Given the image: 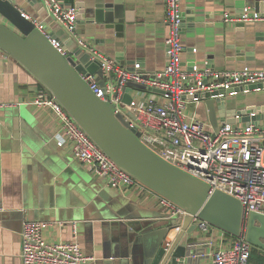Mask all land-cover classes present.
Returning <instances> with one entry per match:
<instances>
[{"label": "crops", "instance_id": "0c3cea01", "mask_svg": "<svg viewBox=\"0 0 264 264\" xmlns=\"http://www.w3.org/2000/svg\"><path fill=\"white\" fill-rule=\"evenodd\" d=\"M14 1L25 15L46 24L47 32L71 43L72 50L80 47L77 39L82 37L124 67L139 64L153 73L166 66L165 0H124L127 15L119 34L104 24L86 21L93 17L96 5L106 0H61L82 10L74 34L53 19L44 0ZM182 10L185 70L264 69V19L244 23L225 19L227 12L240 16L246 11L264 18V0H182ZM5 55L0 58V264H23L22 231L29 220L64 223L44 231L49 242L71 240L74 225L83 251L92 258L88 264H133L134 228L142 221L138 217L160 224L166 212L159 204L160 195L145 186L113 189L74 157L70 143L60 146L54 113L33 104L42 84ZM139 90L132 88L131 97ZM147 91L160 99L157 92ZM225 102L221 111L229 119L247 111L252 117L262 115L260 120L242 118L233 125L264 124V89L228 94ZM189 108L193 117L206 121L214 132L204 103L190 100ZM212 228L196 232L194 264H212L213 251L225 248L235 237ZM211 234L213 245L209 244Z\"/></svg>", "mask_w": 264, "mask_h": 264}, {"label": "built area", "instance_id": "2783aa9c", "mask_svg": "<svg viewBox=\"0 0 264 264\" xmlns=\"http://www.w3.org/2000/svg\"><path fill=\"white\" fill-rule=\"evenodd\" d=\"M44 1L53 19L74 34L78 8L66 6L61 0ZM165 3L169 35L166 39L168 61L164 69L149 73L139 64L133 68L124 67L115 58L98 51L79 37V46L91 54L92 61L101 63L102 70L101 78L98 74L81 72L80 75L100 99L115 105V114H122L130 127L140 132L141 141L158 155L207 182L211 192L220 190L239 200L245 216L250 212L264 214V124L225 123L215 133L208 129L206 121L193 117L189 108L190 100L198 101L189 97L205 90L224 88L231 89L230 94H237L241 87L264 84V69L217 71L207 67L185 70L182 64V0H165ZM225 19L232 23H244L264 18L259 13L246 11L240 16L227 12ZM33 21L64 56H69L60 42L41 27L40 22ZM5 54L0 49V58ZM206 79L213 82L205 84ZM128 82L144 85L147 90L161 91L157 92L160 99H153L147 90H139L131 103L125 102ZM33 104L54 113L59 125L58 144L70 143L74 157L85 164L94 176L116 190L144 186L106 154L43 85ZM159 204L166 210L165 215L169 219L188 215L183 208L161 195ZM191 217L193 221H198L197 215ZM53 224L64 225L62 222L30 220L24 223L22 263L88 264L92 258L83 251L75 226L72 224L74 232L71 240L49 242L44 231ZM200 229L214 231L207 221L201 222ZM213 243L214 236L211 234L209 244ZM252 247L242 233L227 242L225 248L213 251L212 264H250Z\"/></svg>", "mask_w": 264, "mask_h": 264}, {"label": "water", "instance_id": "95a60500", "mask_svg": "<svg viewBox=\"0 0 264 264\" xmlns=\"http://www.w3.org/2000/svg\"><path fill=\"white\" fill-rule=\"evenodd\" d=\"M81 13L80 9L78 20ZM93 13L94 18L89 17L88 23L104 24L105 29H114L118 34L123 31L127 15L124 0H106L97 4ZM0 17V49L28 69L121 168L188 213L171 219L163 215L160 224L138 217L142 221L134 228L133 264H194L191 259L195 254L194 239L202 221L235 237L244 233L246 240L264 253V214L250 212L245 216L239 200L220 190L211 192L207 182L171 164L145 145L140 132L130 127L122 114H115V105L100 99L81 77V72L102 77L101 63L92 61L89 52L81 47L72 50L71 43L49 33L69 54L64 56L14 0H0ZM41 27L47 29L44 23ZM132 88L147 90L144 85L128 82L124 95L127 103L132 102L129 93ZM256 89H264V84L241 87L238 92ZM149 91L161 93L157 89ZM231 91L215 88L189 97L204 103L215 133L225 123L233 124L242 118L261 119L262 115L252 117L249 111L235 119L227 118L221 110L226 107V96ZM190 214L197 215L198 221H193ZM172 232L176 235L169 240Z\"/></svg>", "mask_w": 264, "mask_h": 264}, {"label": "trees", "instance_id": "16d2710c", "mask_svg": "<svg viewBox=\"0 0 264 264\" xmlns=\"http://www.w3.org/2000/svg\"><path fill=\"white\" fill-rule=\"evenodd\" d=\"M250 262L253 264H264V253H259L256 248H253Z\"/></svg>", "mask_w": 264, "mask_h": 264}]
</instances>
